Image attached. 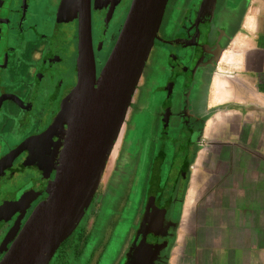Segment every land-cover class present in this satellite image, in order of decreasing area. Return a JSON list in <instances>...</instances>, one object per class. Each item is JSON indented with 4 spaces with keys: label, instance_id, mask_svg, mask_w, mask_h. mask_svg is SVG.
<instances>
[{
    "label": "flooded vegetation",
    "instance_id": "flooded-vegetation-1",
    "mask_svg": "<svg viewBox=\"0 0 264 264\" xmlns=\"http://www.w3.org/2000/svg\"><path fill=\"white\" fill-rule=\"evenodd\" d=\"M130 2L90 0L95 69ZM248 2L167 0L111 162L72 230L87 220L95 242L122 219L105 264L166 263L209 115L210 77ZM77 23L70 0H0V259L55 176L67 127L62 99L77 80Z\"/></svg>",
    "mask_w": 264,
    "mask_h": 264
},
{
    "label": "crops",
    "instance_id": "crops-1",
    "mask_svg": "<svg viewBox=\"0 0 264 264\" xmlns=\"http://www.w3.org/2000/svg\"><path fill=\"white\" fill-rule=\"evenodd\" d=\"M206 105L165 264H264V0H249L211 74Z\"/></svg>",
    "mask_w": 264,
    "mask_h": 264
},
{
    "label": "water",
    "instance_id": "water-1",
    "mask_svg": "<svg viewBox=\"0 0 264 264\" xmlns=\"http://www.w3.org/2000/svg\"><path fill=\"white\" fill-rule=\"evenodd\" d=\"M166 2L131 0L117 39L96 76L90 0H74L78 22L77 80L62 99L67 127L55 176L47 185L45 198L34 207L0 264H48L73 230L99 183ZM152 258L142 259L141 264H152ZM138 260L135 264H140Z\"/></svg>",
    "mask_w": 264,
    "mask_h": 264
},
{
    "label": "rangeland",
    "instance_id": "rangeland-1",
    "mask_svg": "<svg viewBox=\"0 0 264 264\" xmlns=\"http://www.w3.org/2000/svg\"><path fill=\"white\" fill-rule=\"evenodd\" d=\"M70 2H72V4H74V0H70ZM107 54H108V52H107ZM106 55L104 57H102L101 59H98L96 61L97 72L100 71V69L103 67V65L107 59ZM118 135H120V133ZM110 162H111V156H110V158H108L106 167L110 164ZM104 173H105V171H104ZM102 174H103V171H102ZM102 174H101V176H102ZM100 179H101V177H100ZM121 220L122 219H117L116 222L113 221L114 223L112 222V220L109 221L108 224L111 227V230H112L111 232H113V234L120 231V227L122 225ZM82 223H83L82 227L84 229H86V227L88 225L87 220L83 221ZM82 227L79 226L76 228H82ZM83 228L80 231L76 229L74 231H71L68 234V236L60 243V247H59L58 251L56 252V254L53 255V257L51 258V260L49 261L48 264H52V263L55 264L56 261H58L59 264H64V262H66V260H63V257H65V258L68 257L70 260H67V261H71L72 253H75V256H78L79 254L81 255L83 253V251H85L86 254L90 253L88 264H95L100 259V257H102L103 253L110 249L111 244H109V241L111 240V238H112L111 236L113 234L111 236H109L107 233L103 238L98 237L96 239V241L93 242V239L91 238L90 231L89 230H83ZM76 252H77V254H76ZM74 260L77 261L78 259H74ZM78 261H80V259Z\"/></svg>",
    "mask_w": 264,
    "mask_h": 264
},
{
    "label": "trees",
    "instance_id": "trees-1",
    "mask_svg": "<svg viewBox=\"0 0 264 264\" xmlns=\"http://www.w3.org/2000/svg\"><path fill=\"white\" fill-rule=\"evenodd\" d=\"M72 3V2H71ZM73 5V4H72ZM64 245V244H63ZM65 246V245H64ZM90 252V251H89ZM76 254H77V252H76ZM89 254L90 253H85V251H83V253L80 255H78V256H75V253H72V255H71V257H72V259H71V261H67V260H70L68 257H63V260H66V262H64V264H88L89 263ZM77 257V258H76ZM65 258V259H64ZM74 259H80V261H75ZM95 264H105L104 262H103V256L102 257H100V259L95 263Z\"/></svg>",
    "mask_w": 264,
    "mask_h": 264
},
{
    "label": "bare ground",
    "instance_id": "bare-ground-1",
    "mask_svg": "<svg viewBox=\"0 0 264 264\" xmlns=\"http://www.w3.org/2000/svg\"><path fill=\"white\" fill-rule=\"evenodd\" d=\"M219 86H220L219 77L216 76L215 79H214V87L215 88H219Z\"/></svg>",
    "mask_w": 264,
    "mask_h": 264
}]
</instances>
